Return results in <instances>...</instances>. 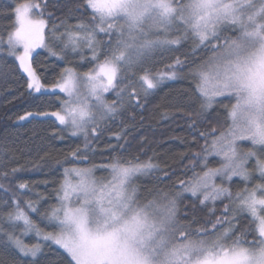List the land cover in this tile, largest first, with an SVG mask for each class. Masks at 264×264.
Segmentation results:
<instances>
[{
    "label": "snow or ice",
    "instance_id": "6c2138e0",
    "mask_svg": "<svg viewBox=\"0 0 264 264\" xmlns=\"http://www.w3.org/2000/svg\"><path fill=\"white\" fill-rule=\"evenodd\" d=\"M49 7L50 0H24L6 13L11 22L0 31V72L11 58L29 95H63L51 102L58 104L54 110L38 106L18 120H51V138L64 140L67 132L84 143L64 156L71 166L62 169L55 204L43 207L49 198L27 181L17 183L10 201L0 200V264H41L53 246L62 253L52 251L46 264H264V0H80L75 23L57 21ZM189 42L187 52L153 71L158 56ZM37 49L60 61L78 56L91 67L81 72L68 61L45 84ZM185 68L193 87L179 110L193 143L204 141L185 165L186 178L142 193L134 180L169 173L152 157L129 153L123 130L102 150L110 154L107 162L92 163V142L110 123L128 108L143 107ZM213 112L223 114V126L201 131L198 125ZM212 157L218 166H209ZM5 163L0 158V179L21 171ZM97 171L108 175L97 177ZM234 177L244 184L235 192ZM25 192L37 199L21 200L18 193ZM185 193L206 210L202 224L196 204L181 206ZM33 214L53 230L41 228ZM30 234L35 243L25 241Z\"/></svg>",
    "mask_w": 264,
    "mask_h": 264
},
{
    "label": "trees",
    "instance_id": "16d2710c",
    "mask_svg": "<svg viewBox=\"0 0 264 264\" xmlns=\"http://www.w3.org/2000/svg\"><path fill=\"white\" fill-rule=\"evenodd\" d=\"M16 2H24V0H0V31H4L6 26L11 22L6 13L14 6ZM80 0H58L55 7L51 6L49 11L54 13V16L59 19L68 17L69 23H75L79 13L74 11L76 4ZM190 42L178 52L165 53L163 56L157 57V63L153 67V71L163 70L164 65L171 63L172 59L187 52L190 48ZM40 55L37 57L36 66L42 82L51 84L55 77L64 68L68 61H72L71 66L78 71H86L91 67L90 64L80 65L79 57L69 55L67 60L60 61L55 57L48 56L43 49H37ZM85 55H88L85 52ZM183 58V57H182ZM191 59V57H189ZM192 77L188 75V68H185L178 78L175 80H166L161 86L153 92L144 103L143 107H131L122 115L116 118L114 123H110L109 129L104 132L99 140L93 141L92 145L97 150V155L92 159V163L101 164L107 162L109 153L104 150L107 145L115 144L116 140L112 137L113 132L124 131L126 140L128 141L129 153L140 155L142 160L152 157L154 162L158 163L168 173V178L158 179L163 177L162 172H156L149 176H141L134 180V184L140 186L141 192L146 189L159 187L164 189L171 188L178 179H185V165L189 163L191 153L199 150V145L204 141L197 137V142L193 143L192 134L188 128L189 121L186 115L179 109L182 107L186 94L192 89ZM57 96L63 95L58 91L55 95L49 93L41 96L40 94L29 95L26 88L25 79L20 76V73L15 70V65L11 58L5 61V68L0 72V158L5 163V168L20 167L21 171L15 176L9 175L7 179H0V200H11V195L17 193L16 185L18 182H29L33 185V192L40 193L48 197L46 201H42L43 207H48L55 204V188L58 182L63 178L62 169L71 165L63 164L64 156L68 151L75 148L77 145L82 146L83 137H71L65 132L66 139L60 140L50 137L52 131V121L45 124H38L32 120H18L26 111H35L38 106L40 110H54L57 105L52 104ZM109 100L114 99L113 95H108ZM217 112L220 109L217 108ZM217 112H213L210 117L201 121L198 125L201 131L210 130L213 127L221 128L222 113L217 117ZM124 143V141H121ZM128 153H125L127 155ZM57 161H61L57 164ZM87 166V165H82ZM210 167L218 166V158H210ZM197 171L200 169L197 168ZM175 173V174H173ZM106 172L97 171V177H107ZM191 171L187 172V176H191ZM47 181L48 183H43ZM244 187L243 182L238 177L233 178L232 190L238 191ZM4 189H9L5 192ZM21 200L30 196L31 199H37L32 193H18ZM225 200L223 203H227ZM197 205L196 215L200 220V224L204 219H207L206 210L201 211L196 201L191 194L185 193L182 202V207L187 205L189 209ZM217 215H220V209L223 204L217 205ZM33 219H36L41 228L45 231H52L51 227L47 226L45 221L33 214ZM200 224H194L193 227H199ZM5 228L10 226L5 223ZM251 237H249L250 239ZM28 243H35L34 234H30L24 238ZM57 250L58 246H53L52 249L45 248V256L41 257V264H46L51 252Z\"/></svg>",
    "mask_w": 264,
    "mask_h": 264
},
{
    "label": "rangeland",
    "instance_id": "374dc122",
    "mask_svg": "<svg viewBox=\"0 0 264 264\" xmlns=\"http://www.w3.org/2000/svg\"><path fill=\"white\" fill-rule=\"evenodd\" d=\"M248 146H249V145H248L246 142L242 144V147H245V148H246V147H248ZM238 178H239V177H238ZM217 183H220L219 179L217 180ZM189 194H191V193H189Z\"/></svg>",
    "mask_w": 264,
    "mask_h": 264
}]
</instances>
